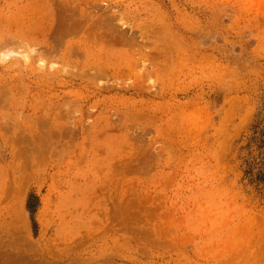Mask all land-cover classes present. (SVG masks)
<instances>
[{
    "label": "rangeland",
    "instance_id": "1",
    "mask_svg": "<svg viewBox=\"0 0 264 264\" xmlns=\"http://www.w3.org/2000/svg\"><path fill=\"white\" fill-rule=\"evenodd\" d=\"M259 117L264 0H0V264H264Z\"/></svg>",
    "mask_w": 264,
    "mask_h": 264
},
{
    "label": "trees",
    "instance_id": "2",
    "mask_svg": "<svg viewBox=\"0 0 264 264\" xmlns=\"http://www.w3.org/2000/svg\"><path fill=\"white\" fill-rule=\"evenodd\" d=\"M260 114V113H259ZM261 121H264V117H259V119H257L256 123L253 125V134H258V135H263V130L262 128H260V123ZM264 128V126H263ZM255 137V135H253V138ZM264 164V163H263ZM249 176L252 178V176H256V175H260L261 172L257 171L256 173H252L253 171L249 170ZM263 174V173H262ZM35 198V197H34ZM27 208L29 209V211H33L34 206L30 204V202L27 203Z\"/></svg>",
    "mask_w": 264,
    "mask_h": 264
}]
</instances>
